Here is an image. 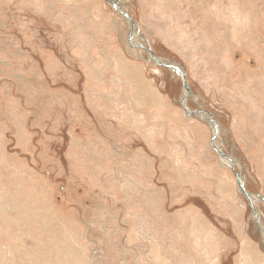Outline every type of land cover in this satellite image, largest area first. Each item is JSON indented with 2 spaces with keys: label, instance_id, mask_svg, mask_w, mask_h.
<instances>
[{
  "label": "rangeland",
  "instance_id": "rangeland-1",
  "mask_svg": "<svg viewBox=\"0 0 264 264\" xmlns=\"http://www.w3.org/2000/svg\"><path fill=\"white\" fill-rule=\"evenodd\" d=\"M0 264H264V0H0Z\"/></svg>",
  "mask_w": 264,
  "mask_h": 264
}]
</instances>
